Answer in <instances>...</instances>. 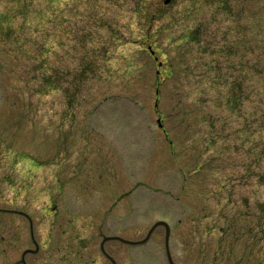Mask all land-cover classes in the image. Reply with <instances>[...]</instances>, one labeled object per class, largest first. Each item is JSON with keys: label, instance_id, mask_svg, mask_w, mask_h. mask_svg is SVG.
Masks as SVG:
<instances>
[{"label": "rangeland", "instance_id": "rangeland-1", "mask_svg": "<svg viewBox=\"0 0 264 264\" xmlns=\"http://www.w3.org/2000/svg\"><path fill=\"white\" fill-rule=\"evenodd\" d=\"M0 264H264V0H0Z\"/></svg>", "mask_w": 264, "mask_h": 264}, {"label": "water", "instance_id": "water-1", "mask_svg": "<svg viewBox=\"0 0 264 264\" xmlns=\"http://www.w3.org/2000/svg\"><path fill=\"white\" fill-rule=\"evenodd\" d=\"M168 1H169V0H167V2H168ZM159 224H164V225L166 226V229H167V233H166V243H167V245L169 244L170 227H169V225H168L166 222H163V221H160V222L156 223V224L153 226V228L151 229V231L149 232V234L147 235V237H146L144 240H142L143 242L150 238V236H151V234H152V231H153V230L155 229V227H156L157 225H159ZM112 238H114V237H106V238L104 239V241L102 242V249H103V251H104L105 253H106V251H105V248H104V244H105L106 240H108V239H112ZM120 239H121V240H124V239H122V238H120ZM124 241H127V240H124ZM168 246H169V245H168ZM168 253H169V251H168ZM169 257L171 258L170 253H169Z\"/></svg>", "mask_w": 264, "mask_h": 264}, {"label": "trees", "instance_id": "trees-1", "mask_svg": "<svg viewBox=\"0 0 264 264\" xmlns=\"http://www.w3.org/2000/svg\"><path fill=\"white\" fill-rule=\"evenodd\" d=\"M222 4L224 5L225 3L222 2L221 5H222ZM232 45H233V44H232ZM232 85H233V84H232ZM231 88H232L233 91H236V88H235V87H231ZM232 96H233V95H232ZM233 97H234V96H233ZM235 98H236V97H235ZM235 98H232L231 100H229V103H230L231 105H234V104L236 103V102H235V101H236Z\"/></svg>", "mask_w": 264, "mask_h": 264}, {"label": "flooded vegetation", "instance_id": "flooded-vegetation-1", "mask_svg": "<svg viewBox=\"0 0 264 264\" xmlns=\"http://www.w3.org/2000/svg\"><path fill=\"white\" fill-rule=\"evenodd\" d=\"M106 255V254H105ZM106 256H108V255H106ZM109 257V256H108ZM110 258V257H109Z\"/></svg>", "mask_w": 264, "mask_h": 264}]
</instances>
